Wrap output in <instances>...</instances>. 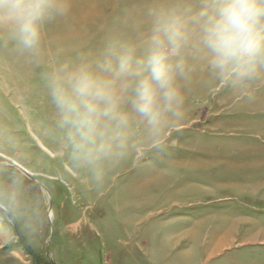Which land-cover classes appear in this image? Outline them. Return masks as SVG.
Here are the masks:
<instances>
[{
    "label": "rangeland",
    "instance_id": "rangeland-1",
    "mask_svg": "<svg viewBox=\"0 0 264 264\" xmlns=\"http://www.w3.org/2000/svg\"><path fill=\"white\" fill-rule=\"evenodd\" d=\"M198 2L70 0L36 54L0 32V192L19 181L13 213L41 264H264V74L231 88L193 37L177 57L181 115L155 136L136 123L129 154L100 184L75 168L55 129L51 63L95 56L110 36L138 43L151 8ZM0 231L36 264L5 215Z\"/></svg>",
    "mask_w": 264,
    "mask_h": 264
},
{
    "label": "clouds",
    "instance_id": "clouds-1",
    "mask_svg": "<svg viewBox=\"0 0 264 264\" xmlns=\"http://www.w3.org/2000/svg\"><path fill=\"white\" fill-rule=\"evenodd\" d=\"M69 10L70 0H0V32L36 54L44 25ZM148 16L150 29L138 43L110 36L97 55L53 62L45 73L62 149L97 184L129 154L136 123L155 136L181 115L184 65L177 57L193 37L208 68L231 88L244 92L264 74V0L161 5ZM15 184L0 196V215L23 207Z\"/></svg>",
    "mask_w": 264,
    "mask_h": 264
},
{
    "label": "crops",
    "instance_id": "crops-1",
    "mask_svg": "<svg viewBox=\"0 0 264 264\" xmlns=\"http://www.w3.org/2000/svg\"><path fill=\"white\" fill-rule=\"evenodd\" d=\"M10 235L9 231H0V264H29L19 249L5 248L12 241Z\"/></svg>",
    "mask_w": 264,
    "mask_h": 264
},
{
    "label": "water",
    "instance_id": "water-1",
    "mask_svg": "<svg viewBox=\"0 0 264 264\" xmlns=\"http://www.w3.org/2000/svg\"><path fill=\"white\" fill-rule=\"evenodd\" d=\"M22 171L26 175L31 176L30 173L26 169H22ZM0 196H1V192H0ZM5 216L11 221V223H12V225H13L15 231H16V234H17V236L19 238L20 243L30 253V255L35 259L36 264H41L39 255L25 241V239H24V237L22 235V232H21V230H20V228L18 226V220H17L16 215L13 212H11V213H9V214H7ZM50 264H62V263L51 262Z\"/></svg>",
    "mask_w": 264,
    "mask_h": 264
},
{
    "label": "bare ground",
    "instance_id": "bare-ground-1",
    "mask_svg": "<svg viewBox=\"0 0 264 264\" xmlns=\"http://www.w3.org/2000/svg\"><path fill=\"white\" fill-rule=\"evenodd\" d=\"M186 258H187V259H189V258H190V256H189L188 252H186Z\"/></svg>",
    "mask_w": 264,
    "mask_h": 264
}]
</instances>
